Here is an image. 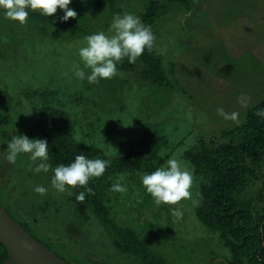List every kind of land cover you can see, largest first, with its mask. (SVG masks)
Segmentation results:
<instances>
[{"label": "rangeland", "instance_id": "obj_1", "mask_svg": "<svg viewBox=\"0 0 264 264\" xmlns=\"http://www.w3.org/2000/svg\"><path fill=\"white\" fill-rule=\"evenodd\" d=\"M150 1L107 0L102 12L89 10L81 22L63 29L21 25L0 13V91L9 105L0 109V128L10 140L18 133L37 137L30 114L21 112L50 100L64 105L75 123L76 138L97 146L106 159L130 152L143 134L163 136L167 140L159 151L165 153L163 164L176 157L191 171V198L157 207L142 185L141 170L114 175L104 186L111 221L138 236L153 264H231L230 249L196 216L202 179L184 153L199 146L200 138L208 141L240 125L247 109L264 98V0H190V11L170 3L166 15L150 27L168 87L150 85L138 69L118 67L112 79L96 84L79 80L73 65L83 68L75 53L85 46V37L99 31L110 35L116 14L140 18ZM2 148L0 203L41 243L70 264H144L120 252L109 229L95 217L77 214L71 187L57 192L51 170L31 171L30 165H35L28 154L9 163L7 149ZM120 176L127 191H111ZM260 181L249 187L248 195L257 194ZM37 185L46 187L47 193H35ZM173 208L182 211L179 220Z\"/></svg>", "mask_w": 264, "mask_h": 264}, {"label": "trees", "instance_id": "obj_2", "mask_svg": "<svg viewBox=\"0 0 264 264\" xmlns=\"http://www.w3.org/2000/svg\"><path fill=\"white\" fill-rule=\"evenodd\" d=\"M158 1L151 0L140 14L144 25H155L158 17L166 15L170 3L181 5L180 8L185 11L192 9L190 0H167L169 4L163 5ZM106 2L107 0H83L79 4L72 2L69 7L77 12V17L69 18L66 22L60 20L63 12L59 8L49 17L42 16L38 10L33 11L29 13L27 25L40 24L42 27L46 24L55 29L67 28L81 22L89 10L102 12ZM229 19L227 16V20ZM117 67L130 72L138 69L141 77L150 82V85L168 87L162 59L154 45L151 50L145 49L135 63H129L125 58ZM62 106V103L53 104L49 100L45 105L34 107L32 115H29L31 123L34 122L37 137L45 139L49 144V163L52 168L61 163L69 164L78 154H84L90 159L99 157L109 161V166L101 177L90 179L86 186H70V198L77 214L84 218L95 217L103 227L108 228L115 239V246L123 254L138 257L144 264H153L148 261L149 252L138 236L132 230L120 228L111 221V206L110 201L104 198V186L111 182L110 178L114 175L137 170H141L143 174L151 173L161 167L164 158H160L159 151L167 146V140L160 135L143 134L130 152L106 159L94 144H85L83 141L77 143L75 123ZM3 108L4 111L9 109L8 97L0 91V109ZM261 109H264V98L247 109L240 125L223 130L220 135L211 137L208 141L200 138L199 146L184 153V158L191 163L196 176L202 179L196 195V216L206 227L217 232L223 245L230 249L231 264H264V179L261 180L264 175V117L257 114ZM0 137L7 140V144L10 142L3 127L0 128ZM4 141H0L2 151V146L7 149ZM256 181L261 182L259 191L256 195H248L249 187ZM86 187H90L93 192H86L85 200L80 202L76 195L85 192ZM17 223L33 235L24 224ZM6 259V249L0 243V264Z\"/></svg>", "mask_w": 264, "mask_h": 264}, {"label": "clouds", "instance_id": "obj_3", "mask_svg": "<svg viewBox=\"0 0 264 264\" xmlns=\"http://www.w3.org/2000/svg\"><path fill=\"white\" fill-rule=\"evenodd\" d=\"M83 2V0H82ZM72 0H0V13L5 19L18 22L23 25L28 22L30 11H39L42 16L49 17L57 12L59 8L63 15L61 21H68L69 18H76L77 12L69 5ZM108 32L99 31L85 37V46L77 49L75 55L83 63V68L79 64L73 65L75 76L88 83L96 84L102 79H112L118 75L117 65L127 58L129 63H135L144 53L145 49L151 50L154 45L155 36L149 26H145L139 16L132 13L116 14ZM84 69H90L86 73ZM223 115V109H218ZM31 114L32 111L21 112ZM258 115L264 117V109ZM106 121V120H105ZM105 123V122H104ZM103 136V135H102ZM81 139L77 140L79 143ZM85 144L86 141L83 139ZM20 154H28L29 159L35 167L30 170L35 173H54L51 179L52 187L60 193L69 191V186H86L92 178H99L109 166V161L102 158L90 159L84 154H78L69 164H59L55 168L49 163V144L39 137L29 138L23 133L15 134L7 144L6 160L15 164ZM165 156L160 153L161 159ZM123 177H117L115 183L111 185V191L124 193L126 186L122 183ZM145 191L151 195L154 204L177 205L182 200L191 198L190 188L193 183L191 171L184 163L176 157L168 158L165 163L156 168L151 173L143 174L141 178ZM33 191L41 196L47 193V188L37 185ZM92 194L93 190L86 187L85 192L76 195L80 202L85 200V194ZM69 194H71L69 192ZM173 215L179 220L183 213L179 208L172 209Z\"/></svg>", "mask_w": 264, "mask_h": 264}, {"label": "water", "instance_id": "obj_4", "mask_svg": "<svg viewBox=\"0 0 264 264\" xmlns=\"http://www.w3.org/2000/svg\"><path fill=\"white\" fill-rule=\"evenodd\" d=\"M0 243L7 252L2 264H70L17 223L1 203Z\"/></svg>", "mask_w": 264, "mask_h": 264}]
</instances>
